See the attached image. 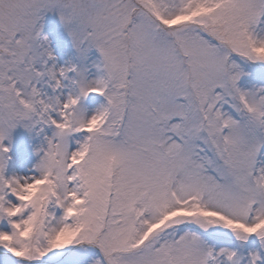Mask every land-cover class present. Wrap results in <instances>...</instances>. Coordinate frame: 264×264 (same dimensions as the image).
I'll return each mask as SVG.
<instances>
[{"label":"rangeland","instance_id":"rangeland-1","mask_svg":"<svg viewBox=\"0 0 264 264\" xmlns=\"http://www.w3.org/2000/svg\"><path fill=\"white\" fill-rule=\"evenodd\" d=\"M174 209L264 230V0H0V264H264Z\"/></svg>","mask_w":264,"mask_h":264},{"label":"trees","instance_id":"trees-1","mask_svg":"<svg viewBox=\"0 0 264 264\" xmlns=\"http://www.w3.org/2000/svg\"><path fill=\"white\" fill-rule=\"evenodd\" d=\"M170 30V29H169ZM217 151H216V153H214L215 155H217ZM45 199H46V196H41V204H40V211H42V208H43V205H44V203H45ZM39 215H40V213H39ZM235 236L234 237H236L238 240H240V239H242L241 237H248V235H239V234H234Z\"/></svg>","mask_w":264,"mask_h":264},{"label":"bare ground","instance_id":"bare-ground-1","mask_svg":"<svg viewBox=\"0 0 264 264\" xmlns=\"http://www.w3.org/2000/svg\"><path fill=\"white\" fill-rule=\"evenodd\" d=\"M218 67H219V64L217 65V69H218ZM226 198L228 200H233L231 197H226ZM193 252H194L193 254H194L195 259L197 258V260H198L199 259V255L201 254L200 250L199 249H193Z\"/></svg>","mask_w":264,"mask_h":264}]
</instances>
